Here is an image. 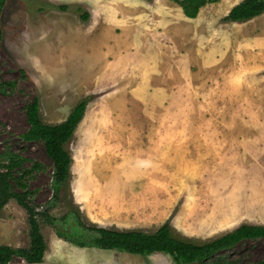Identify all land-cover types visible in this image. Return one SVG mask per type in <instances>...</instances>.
Instances as JSON below:
<instances>
[{"label": "rangeland", "instance_id": "374dc122", "mask_svg": "<svg viewBox=\"0 0 264 264\" xmlns=\"http://www.w3.org/2000/svg\"><path fill=\"white\" fill-rule=\"evenodd\" d=\"M157 6L158 0H6L0 83L12 86L0 90V152H17L28 167L39 164L30 187L34 202L44 204L52 165L41 142L21 139L28 128L23 107L37 96L42 121L57 124L91 96L67 144L68 190L53 215L76 210L85 223L145 233L167 223L175 237L198 244L242 225L264 226V53L249 60L255 72H232L230 52L216 45L201 54L175 50L172 61L171 28ZM253 22L264 26V14ZM40 226L43 264H175L161 253L79 248ZM28 244L25 212L11 201L0 217V245ZM259 260L262 239L203 264Z\"/></svg>", "mask_w": 264, "mask_h": 264}, {"label": "trees", "instance_id": "16d2710c", "mask_svg": "<svg viewBox=\"0 0 264 264\" xmlns=\"http://www.w3.org/2000/svg\"><path fill=\"white\" fill-rule=\"evenodd\" d=\"M167 1L176 4L186 18L194 19L202 7L219 0ZM5 3L6 0H0V46L3 38L1 15ZM67 8L58 6L61 11ZM262 14L264 0H241L221 20L246 22ZM81 18L86 20L88 14L83 12ZM4 85L12 86L10 82L0 83L1 91ZM91 98L85 96L79 100L67 117L57 124L42 121L37 96H33L23 107L28 128L21 134V139L24 142L43 144L45 155L52 165L51 197L42 205L33 200L30 181L40 169L39 164L32 163L28 167L27 159L17 152H0V217L4 208L14 201L25 212L29 238L28 247L25 248L0 245V264H9L15 258L23 260L25 264H43L47 244L41 232L40 222L53 227L59 238L79 248L118 251L141 257L161 253L171 257L175 264H203L242 241L264 240V226L261 225H242L216 239L198 244L175 237L167 223L153 233H145L139 230H114L85 223L76 210H70L61 216L53 215L62 200V194L68 190L72 158L67 144L73 138ZM253 264H264V260Z\"/></svg>", "mask_w": 264, "mask_h": 264}, {"label": "crops", "instance_id": "0c3cea01", "mask_svg": "<svg viewBox=\"0 0 264 264\" xmlns=\"http://www.w3.org/2000/svg\"><path fill=\"white\" fill-rule=\"evenodd\" d=\"M164 1L158 0L156 8L162 15L166 14L167 27L171 28L170 35H167V41L168 48L172 44L173 50L172 56H170L172 61L175 60V50L187 55L194 51H200L201 54V50L204 51V46L216 45L222 46L221 48L230 52L232 62H234L232 72H255L250 61L257 52L264 53V31L255 30L264 29V26H257L253 19L246 22H224L221 20L241 0H219L216 3L208 4L200 9L194 19L186 18L179 7H177L178 14L174 17V14L172 15L170 12V10H174V4ZM157 9H154L153 13ZM140 18L138 15L132 20L137 21ZM179 21H183L182 35L179 26H177L180 24ZM175 29H178L179 33L175 32ZM242 62L248 63L244 66Z\"/></svg>", "mask_w": 264, "mask_h": 264}]
</instances>
